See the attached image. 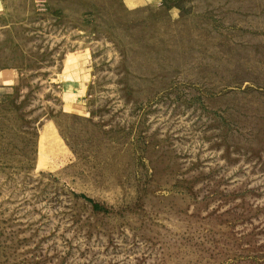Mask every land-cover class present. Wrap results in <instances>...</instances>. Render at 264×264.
<instances>
[{"label":"rangeland","instance_id":"1","mask_svg":"<svg viewBox=\"0 0 264 264\" xmlns=\"http://www.w3.org/2000/svg\"><path fill=\"white\" fill-rule=\"evenodd\" d=\"M0 264H264V0H0Z\"/></svg>","mask_w":264,"mask_h":264}]
</instances>
